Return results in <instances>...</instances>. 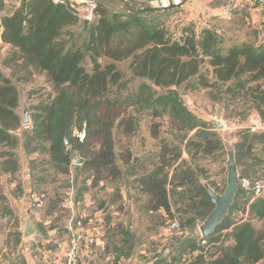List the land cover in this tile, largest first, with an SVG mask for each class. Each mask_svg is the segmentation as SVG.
Segmentation results:
<instances>
[{
	"label": "trees",
	"instance_id": "16d2710c",
	"mask_svg": "<svg viewBox=\"0 0 264 264\" xmlns=\"http://www.w3.org/2000/svg\"><path fill=\"white\" fill-rule=\"evenodd\" d=\"M87 7L67 0H0V48L10 47L3 64L11 72L0 69V172L16 176L20 171L21 145L27 154H38L31 159L37 170L34 191L47 202L45 213L51 214L62 209L67 197L58 187L50 196L45 189L52 183L48 177L52 172L55 177L70 176L76 155L83 160L78 165L81 190L88 188L89 180V187L99 191L107 181L123 176L122 165L130 166L141 172L135 182L145 196L146 212L163 210L164 218L180 221L179 231H198L215 207L205 184L218 192L226 187L212 180L198 160L224 145L216 126L200 120L179 89L204 90L211 100L225 99L244 116L254 108L264 121V45L257 40L227 44L216 28L198 29L195 22L176 34L167 27L164 10L112 9L96 1L83 34ZM123 62H128L131 78L142 80L127 94L129 79L119 67ZM35 73L45 76L52 94L32 106V123L19 133L24 125L17 82L29 81ZM143 112L167 117L174 135V140L161 138L162 123L154 124L153 136L160 143L151 167L136 160L129 148L117 152L121 138L137 133ZM261 145L263 155L258 157L256 146ZM235 151L241 178H250L252 169L264 164V132L243 131ZM69 183L63 188L69 190ZM255 183L239 187L214 233L202 237L191 232L152 264L264 262V228L258 225L264 219V193L251 201ZM15 191L22 193L20 180ZM100 201L102 209L106 201ZM5 216L9 223L13 220L8 240L17 246L22 241L19 220L0 189V218ZM109 234L107 249L118 254L115 261L131 256L134 240L124 223H115Z\"/></svg>",
	"mask_w": 264,
	"mask_h": 264
},
{
	"label": "crops",
	"instance_id": "0c3cea01",
	"mask_svg": "<svg viewBox=\"0 0 264 264\" xmlns=\"http://www.w3.org/2000/svg\"><path fill=\"white\" fill-rule=\"evenodd\" d=\"M76 5H85L93 1L108 5L113 8H149L155 11H169L176 8L186 9L190 12V20H199L196 22L197 28L214 27L218 31H232L233 29H224L220 27L219 20L223 22H232L233 26L237 21L264 18V7L253 0H67ZM258 4V5H257ZM185 11V10H184ZM197 18V19H196ZM204 19L205 21H201ZM200 26H199V25ZM244 40V39H243ZM242 40V41H243ZM21 159V169L13 176L0 172V189L6 194L8 204L13 208L15 216L19 220L20 230L22 231V241L15 246L13 240H8V234L13 225V220L9 223L6 218H0V264H55L56 259L65 255L73 231L82 234L80 243V256L83 264H143L139 252L154 254L148 264H152L156 258L167 256L173 251L179 240L191 232L199 233L200 231H191L183 228L181 231H133L136 224L135 220L140 219L143 214H161L165 215L163 210L158 212H146L143 203L145 196L139 190L140 196L132 198L128 193L131 189H123L121 198L124 208L123 213L110 211L111 191L114 189L107 188V194L102 196L105 202L104 208H99V201L92 199L94 192L105 191V185L99 191L89 187L90 181L87 182V189H82V176L79 169L71 171L70 194L73 191V204L64 199L59 211L46 214V201L40 200V196L34 191L37 185L34 175L37 170L31 167V159L39 155H29L24 150L23 145L18 148ZM79 165V164H78ZM80 178V179H79ZM211 179L213 180L212 176ZM18 180L22 183V193L15 191ZM220 184V183H219ZM137 187V184L135 185ZM253 188V186H251ZM138 189V187H137ZM96 190V191H95ZM126 191L127 194L126 195ZM128 196V197H127ZM99 200V199H98ZM40 201V202H39ZM252 201V200H251ZM39 202V203H37ZM103 202L102 200L100 203ZM121 203V204H122ZM133 206V208H132ZM137 206V207H136ZM249 209V208H248ZM111 214V215H109ZM112 214H117L120 220L127 228H131L134 240L133 253L129 257H120L117 261L118 254L107 249V237L109 231L115 224L106 221L109 216L113 219ZM242 215V214H241ZM31 216L36 228V234L32 237L23 236L25 221ZM72 219L82 220L83 226L73 225ZM129 220V222H128ZM256 220V219H254ZM258 225L264 228V219L258 221ZM199 227V226H198ZM199 229V228H198ZM197 229V230H198ZM145 235V239L139 238V234ZM263 263V262H262ZM261 263V264H262Z\"/></svg>",
	"mask_w": 264,
	"mask_h": 264
},
{
	"label": "rangeland",
	"instance_id": "374dc122",
	"mask_svg": "<svg viewBox=\"0 0 264 264\" xmlns=\"http://www.w3.org/2000/svg\"><path fill=\"white\" fill-rule=\"evenodd\" d=\"M113 9L121 8L117 7ZM162 13H164L163 19L166 21L167 27L176 34H179L181 29L188 23H194L195 21L197 23L200 22L199 20H190L189 10L188 12H186V9L183 8H176L169 11L166 10ZM262 15L264 16V11ZM253 19L254 20H245L244 22L243 20L237 21L234 23L238 24L236 26H233L232 22H223L219 20L218 23L220 24L221 28H224L226 30L233 29L229 32H224V30L220 31V33L224 35L227 44L239 43L244 39L253 41L257 40L259 42L258 44L264 45V18H258L257 15V17ZM201 21L205 20L201 19ZM9 52L10 47L8 45L2 44L0 48V69H2L6 74L11 73L10 69L5 67L3 64V61L8 56ZM127 66L128 62L119 63V67L122 68L124 72L125 79H129L128 89L123 94H127L131 91L136 90L138 86L142 83L141 79L131 78V73L128 70ZM19 75H25V72H19ZM17 85L20 92L19 112L21 117L23 115V106L25 104H27L30 108L31 114V108L33 105L37 104L42 100H45L47 97H49V95L52 94V88L50 84L46 82L45 76L40 73H35L29 81L23 80L17 82ZM179 91L182 94L186 105L198 116L200 120H206L209 122L219 121L223 124L222 128L216 126V130L222 138L224 148L218 152H215L212 155L199 159L198 163L208 169L209 174L217 183L227 184V144H231L235 147L240 141L241 133L243 131L249 130L251 115L259 112L256 109L252 108L250 112H248V114L244 116V114L239 111L240 108L236 109L234 105H227L225 99H222L220 101L211 100L209 94L204 90L187 93H184L182 89H179ZM160 121L162 123V126L160 128V137H166L169 140H174V135L168 125L167 117H164L162 119L154 118L149 112H143L139 115V128L137 133L129 139L121 138L118 142L117 152L123 150L124 147L129 148L134 154L136 160L139 158L144 165L151 167V161L156 160V154L159 150L160 143V140L153 136V126L155 123ZM25 129L26 128L24 126V128H21L19 130V133H23ZM256 147L257 148L255 153L258 155V157L262 156L263 154L261 153V148H263V146L261 145ZM185 157L188 158L187 153L185 154ZM75 158H78V156L76 155ZM119 164H121L120 160ZM262 165L263 166H257L252 169L253 172H251V175L249 176L250 178H247L249 183H246L245 186L251 185V182H264V164ZM78 167L79 166L76 163L73 165L72 169L77 170ZM122 168L123 176L120 179L107 181L105 184L104 192H94L92 195V199L97 202L99 200H103V195H109V193L107 194V188L114 189V191L110 192L111 196H109L110 198H108V200H110V205L112 206V209L110 211L118 213H123L124 210L122 208L125 207L123 206L121 198V191L123 189H131V192L128 193L132 196L133 199L136 197L138 198L140 196V193L137 192L138 189L135 186V177L141 172L139 171V169H134L130 166L122 165ZM53 179H56L55 184L53 183ZM71 180V175L55 177L54 173L52 172L51 175L48 177V181L52 183L51 185L46 186L45 189H48L50 192V196L53 197L55 196V187H58V192L65 193V198L68 196L67 192L69 191L67 189H64L63 186L65 187L67 186V184H70L69 182H71ZM129 194H127L126 191V195L129 196ZM112 216H114L113 219L109 216L106 221H111L113 223L121 221L117 214H112ZM175 220L180 224L179 220ZM172 221L173 219L164 218L161 214H143L140 216V219L138 217V219L134 221L136 226L133 231H143V233L144 231H150V233L152 231H170L168 227ZM175 231H179L178 228L175 229ZM104 232L105 234L109 233V231ZM132 237L133 240H135L136 236ZM139 238L145 239V235H142L141 232L139 234ZM139 255L140 257L144 256L142 257L143 264H148L149 261L153 257H155L154 254L151 253L139 252Z\"/></svg>",
	"mask_w": 264,
	"mask_h": 264
},
{
	"label": "water",
	"instance_id": "95a60500",
	"mask_svg": "<svg viewBox=\"0 0 264 264\" xmlns=\"http://www.w3.org/2000/svg\"><path fill=\"white\" fill-rule=\"evenodd\" d=\"M91 23V19L84 18L83 27L80 30V33L87 34L89 25ZM23 115H22V124L24 126H29L32 123L30 109L27 104L23 106ZM215 126L222 128L223 124L219 121H211ZM66 145L71 144V140L68 136L65 138ZM228 149V161H227V184L222 193L213 189L208 183L205 184V187L208 193L211 196L212 202L215 207L211 211V213L207 216V218L203 221L201 225H199V231L201 236L207 237L210 234L214 233L215 230L219 227L221 222L226 218L229 214L230 208L233 205L239 187L244 184V180L241 178L235 147L231 144H227ZM83 160L78 156V158L73 159V164H81ZM246 185V184H245ZM35 224L31 216L25 221V226L23 228V236L25 238L32 237L36 234ZM264 264V262L262 263Z\"/></svg>",
	"mask_w": 264,
	"mask_h": 264
},
{
	"label": "built area",
	"instance_id": "2783aa9c",
	"mask_svg": "<svg viewBox=\"0 0 264 264\" xmlns=\"http://www.w3.org/2000/svg\"><path fill=\"white\" fill-rule=\"evenodd\" d=\"M55 1L56 2H64V0H55ZM253 1H255L256 3H258L259 5L264 7V0H253ZM94 7H95V2H93V1L88 2V7L85 10L86 15H84V18H89V19L93 18ZM249 130L252 132H264V121H263V119L259 113L251 115ZM243 180H244V184L249 183L248 179H243ZM252 190L253 191H252V199L251 200L253 201L256 198L263 195V193H264V182H262V183L256 182L253 185ZM66 201L73 204V191H71V193L68 194ZM5 218H6V216H5ZM72 223H73V225L75 224L78 227L83 226L82 220L72 219L71 224ZM168 228L170 230L168 232H172L178 228V223L172 222ZM81 239H82V234L77 232V231H73V233L71 235L69 247H68L65 255L57 258L55 264H83V262L81 260V256H80Z\"/></svg>",
	"mask_w": 264,
	"mask_h": 264
}]
</instances>
